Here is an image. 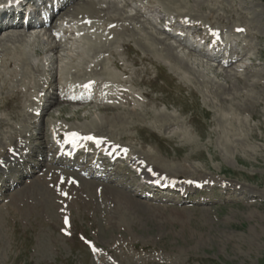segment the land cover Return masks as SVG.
<instances>
[{"label": "rangeland", "instance_id": "rangeland-1", "mask_svg": "<svg viewBox=\"0 0 264 264\" xmlns=\"http://www.w3.org/2000/svg\"><path fill=\"white\" fill-rule=\"evenodd\" d=\"M104 1L118 5L106 14L140 24L173 53L125 33L96 53L106 70L97 67L79 92L74 84L93 55L85 35L96 26L82 30L69 16L76 3L48 27L0 33V159H14L0 164V264H264V0ZM93 21L107 34L106 20ZM177 26L233 50L226 59L245 55L219 65L222 56L207 59L163 30ZM27 31L38 34L35 42L16 38ZM53 41L59 50H47ZM19 48L31 67L26 76L5 66ZM74 66L78 77L66 73ZM80 103L88 108L76 112ZM120 117L137 120L119 124ZM72 131L122 153L111 161L99 140L86 139L87 151L71 159L61 148ZM144 169L161 176L150 189L138 185Z\"/></svg>", "mask_w": 264, "mask_h": 264}, {"label": "bare ground", "instance_id": "bare-ground-1", "mask_svg": "<svg viewBox=\"0 0 264 264\" xmlns=\"http://www.w3.org/2000/svg\"><path fill=\"white\" fill-rule=\"evenodd\" d=\"M3 0H0V4ZM35 1V0H34ZM116 2V1H115ZM115 2H110V1H104V0H65V1H62L61 3L59 2L58 6H57V10L55 13L52 12V16H50V21L49 23H47L46 25L40 21L39 19H36L34 17H31L29 22L27 23V25L23 26L20 22H19V14L18 12H15V13H12L10 14L9 11H6L8 9L7 6H1L0 5V33L2 31H6L7 29L9 30H17V29H21V28H27V29H32L33 30H36V29H40L42 27H48V25H51L52 23H54V21H56V19H60L61 17L63 18V15H65V11L67 9L68 6H70L71 4H77L76 7H74V10L73 11H69L70 12V17L71 18H80L81 19V25L79 26H84V27H79L81 28L82 30H85L87 31V26L90 28V30L94 29L93 26L95 25L96 28H95V34H88L86 33L85 35V39H88L89 42L87 41V45H88V48L89 50H91L92 52V56L90 55V60L89 61H86V66L84 67L83 65V68H84V71L81 72V77L82 75L83 78L80 79V83L79 84H74V90L76 91H84L85 89H87L88 86H90V83L91 82H94L92 80V76L97 74V71H99L97 67L100 66V69H104L106 70L104 63L102 65V62L98 63V60L100 58H98L97 56L99 54H96L98 53L100 50L102 51H105L103 49H105L107 47V44H109L111 41L113 42V40L115 41V39L118 40L119 37H122L123 34L125 33H129L134 39L135 41L145 47V48H149L155 52H157L160 48L163 49V51H167V53L171 52L173 53V47L170 46V45H166L165 43H163L162 41H160L159 39H154V36L151 34V33H148V32H145L144 31V28L140 25V24H134V22L132 23L131 21L128 23H126L122 18H120L119 16H116V17H113V15H110V14H106L105 12H108V10L112 9V10H117L118 9V5L115 3ZM124 6H129L131 7V3L132 1L131 0H124ZM105 3V6H104V9L99 7L100 4H103ZM101 6V5H100ZM135 11L136 13L139 12L141 13L142 15H144L143 12H141L138 8H135ZM135 13V14H136ZM125 14V13H124ZM123 14V15H124ZM116 15V14H115ZM137 15V14H136ZM84 17H86V19H83ZM90 18H93V19H90ZM95 18H98V19H104L107 21V23H109L110 25L107 27V34H100V30L98 29V26L94 23V19ZM148 18V17H147ZM126 19L128 20H135V18L133 16H127ZM79 20V19H78ZM106 23V24H107ZM141 23V22H140ZM39 24V26H35L33 27L34 25H37ZM143 25V24H142ZM7 27V28H6ZM64 29V28H63ZM200 29V28H199ZM41 31V30H40ZM80 31V29H79ZM29 31H27V33H24L23 34H19V37H16L18 38L19 40H23L27 43H32V41L35 42V40L37 39L38 37V34L36 33H28ZM63 32V31H62ZM61 32V33H62ZM69 32V31H68ZM65 33V32H64ZM63 33V34H64ZM67 33V32H66ZM84 33V32H83ZM45 34V33H44ZM71 34V33H70ZM170 35V34H169ZM71 36V35H70ZM47 37H50V39H54V36H52L51 34H49V36ZM124 37V36H123ZM91 39V41H90ZM43 41V40H42ZM44 43V42H43ZM47 43V42H46ZM89 43V44H88ZM112 45V44H111ZM119 45V44H118ZM46 46V45H45ZM60 43L57 42V41H53V43L51 45H49V47L47 48V50H59V47H60ZM190 47L192 46L194 48L193 45H189ZM47 47V46H46ZM65 48V47H64ZM44 49V48H43ZM68 49V48H67ZM40 50V49H39ZM127 50V48L125 49ZM42 51V50H41ZM70 51V50H69ZM112 51V49H111ZM43 52V51H42ZM46 52V50H45ZM86 50L83 52L81 51V53L85 54ZM121 52V51H120ZM35 53L39 54L40 52L38 50L35 49ZM104 53V52H103ZM162 53V52H161ZM185 53V52H184ZM198 53V52H197ZM82 54V55H83ZM116 54V53H115ZM121 54V53H120ZM124 54L127 55L126 51L124 52ZM221 54V53H220ZM89 55V54H88ZM112 55V54H111ZM165 53H162L160 57L162 58H167ZM192 54H190L191 56ZM198 55H203L204 57H206L204 54L202 53H198ZM245 55L244 51H241V54L238 58H236L235 60L233 58L229 59V60H220L221 62L219 63V65H228L230 63H234V61H239L242 59V57ZM79 56V55H78ZM76 56V57H78ZM118 56V55H117ZM87 57V56H86ZM172 57V56H171ZM173 57H175V60L177 61L176 63H178L180 66H182L183 68H187L188 70H193L194 69V66H192L193 64L190 63L188 60H184L183 58H178V56H176L175 54L173 55ZM196 57V56H195ZM89 58V56H88ZM98 58V59H96ZM113 58V57H112ZM207 58V57H206ZM215 58V57H213ZM71 59V57H70ZM95 59V63L92 62V60ZM208 59V58H207ZM8 60V59H7ZM74 60V58H73ZM104 61V58L102 59ZM122 60V59H121ZM91 61V62H90ZM71 62V61H70ZM73 62V61H72ZM2 63V62H1ZM5 63V62H4ZM79 63V62H78ZM82 63V61H81ZM3 65V64H2ZM1 65V66H2ZM69 65V64H68ZM171 65V63H170ZM200 65V64H199ZM231 65V64H230ZM6 67H12L13 68V73L15 74H18V75H23V76H26L28 75V69L31 68L30 65L28 64V57L26 56V52L22 49H17L16 51H14L13 53H10V56H9V60L7 61V63L5 64ZM65 67V64L63 65ZM77 66V64L75 65ZM74 66V70L72 68H68L65 70V72L69 75L71 74L73 77H78L80 76L79 75V71L80 68H77ZM80 66V65H78ZM82 66V65H81ZM111 66L114 67L115 69H121L123 68V73L126 72L127 69H125V65H123L122 61H118V60H114L113 62H111ZM123 66V67H122ZM4 67V66H3ZM5 67V68H6ZM62 67V66H61ZM193 67V68H192ZM28 68V69H26ZM33 68V67H32ZM77 68V69H76ZM171 68V67H170ZM203 68V67H202ZM201 68V70H202ZM206 70L210 72L211 70V67H209L208 65L206 66ZM82 69V68H81ZM200 69V68H199ZM198 69V70H199ZM36 70V68H35ZM62 70V69H61ZM64 70V69H63ZM73 70V71H72ZM196 70V68H195ZM199 70V71H201ZM205 70V71H206ZM204 71V70H203ZM104 72V71H103ZM197 72V71H196ZM202 72V71H201ZM212 72V70H211ZM214 72V70H213ZM212 72V74H213ZM30 73V72H29ZM52 73V72H51ZM61 73V72H60ZM107 76V78L104 76L103 77V81H105V78L108 79L109 76L108 74L106 73V71L104 72ZM194 73V71H193ZM196 74V73H195ZM204 74V73H203ZM206 74V73H205ZM3 75V74H2ZM70 76V75H69ZM111 76V75H110ZM113 76V75H112ZM115 76V75H114ZM80 77V78H81ZM112 78V77H111ZM85 79V81L83 80ZM116 79L117 81V78H114ZM56 81V80H55ZM108 80H106L105 82H107ZM119 81V80H118ZM114 82L111 81V83ZM121 82V80H120ZM136 82V81H135ZM134 82V83H135ZM205 82V81H204ZM68 85H69V82H67ZM110 83V81H109ZM110 83V84H111ZM200 83V82H199ZM49 84V87H52V88H55L54 87V82L52 81H49L48 82ZM54 84V85H52ZM58 84V83H57ZM73 84V83H72ZM70 84V85H72ZM114 84V83H113ZM138 84V83H137ZM202 84V82H201ZM59 85V84H58ZM93 85V84H92ZM105 85V84H104ZM205 85V84H204ZM56 86V85H55ZM67 86V84H66ZM109 87V86H108ZM68 88V87H67ZM72 88V87H71ZM109 89V88H107ZM68 90V89H67ZM70 90V89H69ZM68 90V91H69ZM113 92L110 90L109 92L108 91H105L104 93V97H109L110 95H112ZM103 96V95H102ZM103 97V98H104ZM111 99V98H110ZM131 98H128L126 97V100L124 101V103L127 105V109L130 110L128 107L132 104ZM32 101V100H31ZM80 102V101H78ZM82 102V101H81ZM80 108L76 111V112H79V111H84L85 109H87L88 107H86V105H84L83 103H80ZM17 107V106H16ZM78 108V107H77ZM109 108H112L110 107L109 105L108 106H104V107H100L98 106L97 109L98 110H104V109H109ZM45 109L46 107L43 106L42 109H41V116L45 114ZM77 115V114H76ZM160 118L159 119H163V118H166L165 116L163 115H158ZM158 116H152L156 119H158ZM120 120V123H133L134 121H136L137 119L135 117L132 118V121H126V119L124 117H120L119 118ZM2 122V121H1ZM3 124V123H2ZM168 124V123H166ZM1 127V126H0ZM133 127H137V125H133ZM135 129V128H134ZM75 134V135H73ZM97 135V134H96ZM81 136V137H80ZM93 137H96L95 135H93ZM84 136H82L81 134L80 135H77V132H70L68 134H66V137H65V145H63V150H67L68 148H70V154H71V151H72V148L75 147V145H79L81 142L84 144L85 141H84ZM123 139H129V140H134V136L132 135H123L122 136ZM141 142L142 143H145L146 142V139L144 138H141ZM46 145H45V149H48L49 147V142H45ZM117 143V142H116ZM115 143V144H116ZM113 144H107L106 142H100L98 145H101L102 147H105L107 152H110L111 153V157H115L117 155H120V153H122V146H116V147H113ZM37 146V145H36ZM39 146V145H38ZM37 146V147H38ZM65 146V147H64ZM20 145H17L13 147V151L17 148H19ZM12 149V147H11ZM54 148L51 144V147L49 148V150H47V154H49L51 151H53ZM16 151V150H15ZM43 152V151H42ZM12 152L9 153V157L7 156H3L1 159H0V164L2 162L4 163H8L9 160H14L13 157L11 156ZM44 154V153H43ZM33 154H29V157L32 158ZM76 157V155L74 156V158ZM59 158L57 157V160ZM114 159V158H113ZM56 160V161H57ZM134 161V160H133ZM135 162V161H134ZM137 162H141L140 159L137 160ZM141 165H143V167H147V164H144V163H141ZM149 165V164H148ZM145 170V169H144ZM159 175V174H158ZM143 176L145 179H148V180H151V181H155V182H158L160 181V178L161 176L159 175V177L157 175L154 174V172H150L149 170H145L143 171Z\"/></svg>", "mask_w": 264, "mask_h": 264}, {"label": "snow or ice", "instance_id": "snow-or-ice-1", "mask_svg": "<svg viewBox=\"0 0 264 264\" xmlns=\"http://www.w3.org/2000/svg\"><path fill=\"white\" fill-rule=\"evenodd\" d=\"M238 31H242V29H238ZM73 135H75V134H73ZM86 139H93V137H86ZM65 223H67V218L65 219Z\"/></svg>", "mask_w": 264, "mask_h": 264}]
</instances>
